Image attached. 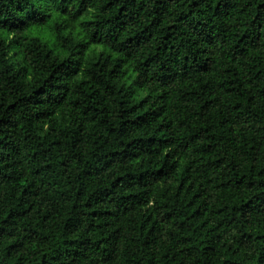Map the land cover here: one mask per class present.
Returning a JSON list of instances; mask_svg holds the SVG:
<instances>
[{"label": "trees", "instance_id": "trees-1", "mask_svg": "<svg viewBox=\"0 0 264 264\" xmlns=\"http://www.w3.org/2000/svg\"><path fill=\"white\" fill-rule=\"evenodd\" d=\"M0 264H264V0H0Z\"/></svg>", "mask_w": 264, "mask_h": 264}]
</instances>
